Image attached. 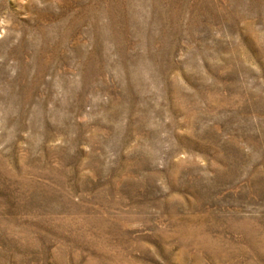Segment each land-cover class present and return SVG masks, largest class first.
<instances>
[{
	"label": "rangeland",
	"instance_id": "374dc122",
	"mask_svg": "<svg viewBox=\"0 0 264 264\" xmlns=\"http://www.w3.org/2000/svg\"><path fill=\"white\" fill-rule=\"evenodd\" d=\"M0 264H264V0H0Z\"/></svg>",
	"mask_w": 264,
	"mask_h": 264
}]
</instances>
